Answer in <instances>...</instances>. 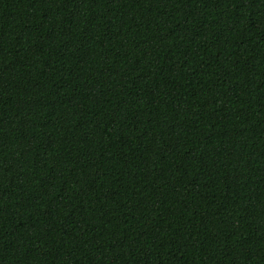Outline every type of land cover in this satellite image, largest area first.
<instances>
[{
  "label": "trees",
  "instance_id": "trees-1",
  "mask_svg": "<svg viewBox=\"0 0 264 264\" xmlns=\"http://www.w3.org/2000/svg\"><path fill=\"white\" fill-rule=\"evenodd\" d=\"M0 264H264V0H0Z\"/></svg>",
  "mask_w": 264,
  "mask_h": 264
}]
</instances>
